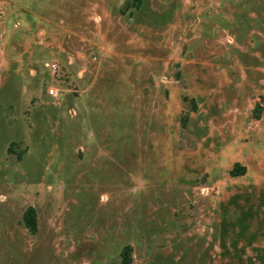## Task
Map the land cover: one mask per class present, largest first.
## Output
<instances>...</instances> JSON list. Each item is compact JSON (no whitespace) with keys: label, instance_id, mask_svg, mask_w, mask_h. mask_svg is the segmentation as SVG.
<instances>
[{"label":"rangeland","instance_id":"1","mask_svg":"<svg viewBox=\"0 0 264 264\" xmlns=\"http://www.w3.org/2000/svg\"><path fill=\"white\" fill-rule=\"evenodd\" d=\"M0 264H264V0H0Z\"/></svg>","mask_w":264,"mask_h":264},{"label":"trees","instance_id":"2","mask_svg":"<svg viewBox=\"0 0 264 264\" xmlns=\"http://www.w3.org/2000/svg\"><path fill=\"white\" fill-rule=\"evenodd\" d=\"M143 3H144V0H131V6L134 9L141 8ZM47 66H50V65L48 64ZM261 109L262 107L260 105H257L255 112H256V117L258 118H260ZM19 156H21V154H19ZM244 171H245V167L241 163L236 162L234 167L231 169V174L233 176H237V175L243 174ZM23 220H24L25 226L30 231L35 232L37 230V227H38L37 210L34 206L30 205L26 208V210L23 213ZM130 250H131L130 245H127L124 247L123 249L124 262H127L130 257Z\"/></svg>","mask_w":264,"mask_h":264},{"label":"built area","instance_id":"3","mask_svg":"<svg viewBox=\"0 0 264 264\" xmlns=\"http://www.w3.org/2000/svg\"><path fill=\"white\" fill-rule=\"evenodd\" d=\"M50 67L53 69V71H56V70H57V68H58V64H57V63H55V62H53V63H51V64H50ZM50 92H51V94H56V92H55V89H54V88H51V89H50Z\"/></svg>","mask_w":264,"mask_h":264}]
</instances>
